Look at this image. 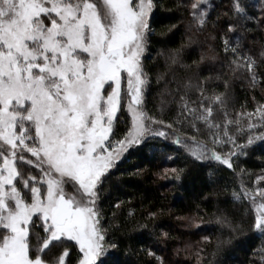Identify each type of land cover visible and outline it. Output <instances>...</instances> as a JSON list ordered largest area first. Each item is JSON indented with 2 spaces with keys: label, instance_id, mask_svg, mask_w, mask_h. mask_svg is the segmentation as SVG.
Listing matches in <instances>:
<instances>
[{
  "label": "snow or ice",
  "instance_id": "obj_1",
  "mask_svg": "<svg viewBox=\"0 0 264 264\" xmlns=\"http://www.w3.org/2000/svg\"><path fill=\"white\" fill-rule=\"evenodd\" d=\"M154 7V0H0V264H68L73 249L77 264H109L104 257L116 245L108 242L98 205L104 184L125 153L149 138H166L165 126L173 127L145 110ZM191 8L195 30L206 31L207 0ZM232 13L247 27L250 14L241 0H233ZM223 50L232 56L231 71L255 79L258 65L240 53L239 38L235 46L224 39ZM166 59L171 78L156 76L158 85L163 82L161 113L171 97L193 132L183 141L189 157L235 171L233 157L255 140L264 142V105L247 114L246 127L228 118L227 91L209 87L222 74L201 76L218 59L212 46L191 64L184 62L183 47ZM176 67L187 74L177 76ZM125 106L124 135L113 140ZM221 110L224 119L217 121L214 113ZM229 144L227 154L216 150ZM257 181L232 195L251 201L250 227L264 234V175ZM218 220L234 227L227 217ZM257 255L253 264H264V248Z\"/></svg>",
  "mask_w": 264,
  "mask_h": 264
},
{
  "label": "trees",
  "instance_id": "obj_2",
  "mask_svg": "<svg viewBox=\"0 0 264 264\" xmlns=\"http://www.w3.org/2000/svg\"><path fill=\"white\" fill-rule=\"evenodd\" d=\"M154 2L149 21L153 30L147 53L150 58L145 61L151 87L145 110L173 127L165 126L166 138H149L147 145L134 146L105 182L98 205L108 242L116 247L107 250L104 258L109 264H253L264 248V234L250 227L255 215L251 201H236L232 193L241 185L255 188L257 177L264 175V142L255 140L244 149L245 154L233 157L235 171L217 161L206 162L211 168L193 161L183 143L193 132L187 122H181L178 103L171 102V97H165L169 102L161 113L163 82L158 85L156 76L167 73L166 78H171L168 52L183 47L184 62L191 64L212 46L218 59L212 64L213 70L205 67L201 76L222 74L220 80H211L209 87L219 93L227 91L228 118L238 119L246 127L247 114L264 105V23H260L264 0H241L250 14L247 27L233 15V0H207L209 25L204 32L196 31L193 25L191 5L195 0ZM229 23L235 25V31L229 30ZM237 38L240 53L256 60L254 80L247 72L234 73L228 68L232 56L225 55L223 40L235 46ZM175 72L177 76L187 74L179 67ZM214 116L217 121L224 119L223 110ZM126 121L123 108L113 140L123 137ZM197 138L211 145L207 137ZM245 139L241 137L239 143ZM230 148V144L216 146L225 154ZM173 168L177 173L171 171ZM218 217H227L234 227L220 223ZM77 255L71 250L68 264H77Z\"/></svg>",
  "mask_w": 264,
  "mask_h": 264
},
{
  "label": "rangeland",
  "instance_id": "obj_3",
  "mask_svg": "<svg viewBox=\"0 0 264 264\" xmlns=\"http://www.w3.org/2000/svg\"><path fill=\"white\" fill-rule=\"evenodd\" d=\"M125 108V110H126V112H127V108H126V106L124 107ZM115 129V128H114ZM126 154V153H125Z\"/></svg>",
  "mask_w": 264,
  "mask_h": 264
}]
</instances>
